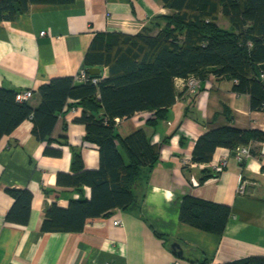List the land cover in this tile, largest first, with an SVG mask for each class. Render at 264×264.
I'll return each mask as SVG.
<instances>
[{
  "label": "crops",
  "instance_id": "crops-1",
  "mask_svg": "<svg viewBox=\"0 0 264 264\" xmlns=\"http://www.w3.org/2000/svg\"><path fill=\"white\" fill-rule=\"evenodd\" d=\"M163 0H75L68 5H33L14 21L0 24V87L32 90L29 104L38 106L39 88L54 78L75 77L98 33H137L159 16H170ZM41 32H45L41 35ZM100 68L108 77L107 68ZM235 81L210 75L199 92L183 88L163 119L152 112L117 119L116 130L126 138L142 129L160 145L157 164L137 189L138 206L114 210L90 219L81 232L41 231L46 209L70 200L91 199V189L58 185L59 173L72 174L73 149L80 150L86 169L100 167L98 146L86 140L76 122L82 107L69 100L59 114L51 144L61 157L47 156L46 142L33 134L31 120L23 121L0 139V264H226L264 256V143L250 145L253 155L243 164L227 148H219L209 163L192 161L197 139L223 126L264 131V112L251 109V96L234 91ZM230 113L231 118L228 114ZM67 130H63V126ZM61 136L68 143L61 145ZM226 162L218 171L215 166ZM205 181H201L204 177ZM246 184L244 194L239 193ZM33 194L27 225L6 221L14 204L9 190ZM185 197L231 208L222 235L183 223ZM121 220V225L114 222ZM179 245V249L176 246Z\"/></svg>",
  "mask_w": 264,
  "mask_h": 264
},
{
  "label": "trees",
  "instance_id": "trees-1",
  "mask_svg": "<svg viewBox=\"0 0 264 264\" xmlns=\"http://www.w3.org/2000/svg\"><path fill=\"white\" fill-rule=\"evenodd\" d=\"M75 0H0V24L14 21L33 5H68ZM174 13L159 16L137 33H98L87 51L83 69L107 68L108 77L90 75L75 86L72 77H59L38 90L39 104L19 102L20 91L0 87V139L23 121L31 120L33 134L47 146L44 154L61 157L53 134L59 114L69 100L82 107L75 121L86 129V140L98 146L100 167L88 170L80 150L73 149V173H59L58 185L91 189V199L70 200L68 208L52 204L46 209L41 231L81 232L90 219L108 217L116 209L136 208L137 189L157 164L161 147L139 129L126 138L116 130L117 119L152 112V122L163 119L179 97L176 82L194 75L204 81L211 74L235 81L234 91L251 96V109L264 112V0H163ZM221 17L229 26L220 25ZM89 74V73H88ZM98 79L97 83L92 80ZM231 118L230 113H227ZM67 130V126H63ZM61 145L68 143L61 136ZM264 143V131L223 126L202 134L195 142L192 161L209 163L217 149ZM251 154L252 150H251ZM244 164V163H243ZM206 176L201 181L207 179ZM14 204L6 221L27 225L33 194L9 190ZM231 208L193 197L183 200V223L222 235ZM200 264H211L204 261ZM226 264H264V256Z\"/></svg>",
  "mask_w": 264,
  "mask_h": 264
},
{
  "label": "built area",
  "instance_id": "built-area-1",
  "mask_svg": "<svg viewBox=\"0 0 264 264\" xmlns=\"http://www.w3.org/2000/svg\"><path fill=\"white\" fill-rule=\"evenodd\" d=\"M45 32H41V35H44ZM90 79V74H88L84 69L81 70V72L75 77V83L76 82H88ZM94 83L98 82V79L92 80ZM202 79L197 76H190L187 79H179L176 82V85L178 88H183L187 94L190 96L196 95L199 90L201 89L202 85ZM34 92L32 90H25L20 91L17 94V100L19 102H28L33 98ZM151 118L155 117L154 113L150 115ZM236 158L240 163H245L250 157H251V148L250 146H239L236 149ZM226 162L223 161L221 164H218L215 166V169L220 171L225 167ZM246 190V184H241L239 188V193L244 194ZM115 225H121V220H117L114 222ZM172 264H187L182 262L181 260H175L172 262Z\"/></svg>",
  "mask_w": 264,
  "mask_h": 264
},
{
  "label": "water",
  "instance_id": "water-1",
  "mask_svg": "<svg viewBox=\"0 0 264 264\" xmlns=\"http://www.w3.org/2000/svg\"><path fill=\"white\" fill-rule=\"evenodd\" d=\"M260 68L264 71V64L261 65ZM88 73L90 75H92V76H97V75H100L101 74V70H100V68L95 67V68H91L90 70H88ZM83 84L84 83H82V82H76L75 83V86L78 87V86H82ZM233 155L235 156L236 155V152H233ZM176 247H177V249H179V245L176 246Z\"/></svg>",
  "mask_w": 264,
  "mask_h": 264
},
{
  "label": "rangeland",
  "instance_id": "rangeland-1",
  "mask_svg": "<svg viewBox=\"0 0 264 264\" xmlns=\"http://www.w3.org/2000/svg\"><path fill=\"white\" fill-rule=\"evenodd\" d=\"M220 25L223 26V27H228L229 23H228L227 20H225L224 18L221 17Z\"/></svg>",
  "mask_w": 264,
  "mask_h": 264
}]
</instances>
